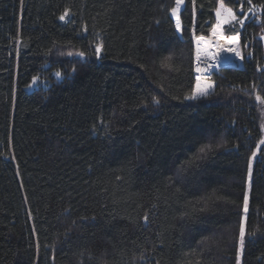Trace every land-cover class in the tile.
I'll use <instances>...</instances> for the list:
<instances>
[{"label": "trees", "instance_id": "16d2710c", "mask_svg": "<svg viewBox=\"0 0 264 264\" xmlns=\"http://www.w3.org/2000/svg\"><path fill=\"white\" fill-rule=\"evenodd\" d=\"M183 1L0 0V264H236L250 162L264 264V0ZM218 22L242 67L185 99Z\"/></svg>", "mask_w": 264, "mask_h": 264}, {"label": "snow or ice", "instance_id": "6c2138e0", "mask_svg": "<svg viewBox=\"0 0 264 264\" xmlns=\"http://www.w3.org/2000/svg\"><path fill=\"white\" fill-rule=\"evenodd\" d=\"M182 3H183V0H176L175 6L170 9L173 16H175L177 14ZM248 3L251 5L252 0H248ZM261 8H262V10H264V6H261ZM241 11H243V7H241ZM253 12H254V7H249L248 13H253ZM216 14H217L218 18H223L224 22H228L229 20L235 21L238 19L237 14L233 11V9L230 7H227L225 5L224 0H218V7L216 8ZM68 15H69V10L65 9L64 14H62L59 17V19L61 21H64ZM246 18H247V14H245L244 19H239V23L241 25H243L245 23ZM177 28L179 29V23L177 24ZM200 39H203V37H201ZM228 39L231 41H235V40H237V37L233 36V37H229ZM261 39H264V36H261ZM101 51H102V45L101 44L96 45V54H97L98 59L100 58ZM222 51L232 53L235 56L241 55V53L238 50H236L234 47H224L222 49ZM69 55H71V53H69ZM78 55L83 57L84 53L81 52V53H78ZM199 71H200V69L197 68V72H199ZM55 75L57 78H60L62 74L60 72H56ZM36 80H37V78L34 77L33 82L35 83ZM210 88H212L211 84L202 86L200 83V77L198 76L197 77V84H196L195 88L193 89L191 95L186 96L185 99L195 100V99H199L201 97H206L210 94L209 93ZM256 100L259 103L264 104V98H262L260 95L256 96ZM159 102H160L159 99L154 96L153 97V103L159 104ZM262 127H264V125H262ZM260 143L264 144V140H261ZM202 151H203V149H202ZM255 155H256V153L254 152L253 156H255ZM249 176H251V162L249 163ZM243 206H244V212L247 213L248 206H249V192L248 191H245V193H244ZM146 219H147V217L145 216V220ZM245 235H246V228H245L244 222L242 221L241 225H240V244H241V247L243 246ZM237 264H239V254L237 255Z\"/></svg>", "mask_w": 264, "mask_h": 264}, {"label": "bare ground", "instance_id": "6f19581e", "mask_svg": "<svg viewBox=\"0 0 264 264\" xmlns=\"http://www.w3.org/2000/svg\"><path fill=\"white\" fill-rule=\"evenodd\" d=\"M182 5L183 3L181 4L180 9H182ZM170 15L173 18L177 26V24L179 23V13L177 12L175 16H173L172 13H170ZM208 40H209V43H208L209 51L207 52V56L204 58L200 57L199 52L197 51V48L194 45L195 50H196V52L194 51V54H195L194 60L196 63H199V66H203L205 69L217 70V69L223 68L222 66L227 67V66L242 64L239 56H235L232 53L222 51L224 47H231V44L226 43V42L225 43L217 42L216 35L213 31L209 33ZM226 40H228L229 42H232L228 39V37H226ZM232 47L238 50V48L236 47L234 43H232ZM194 60H193V72L195 69Z\"/></svg>", "mask_w": 264, "mask_h": 264}, {"label": "rangeland", "instance_id": "374dc122", "mask_svg": "<svg viewBox=\"0 0 264 264\" xmlns=\"http://www.w3.org/2000/svg\"><path fill=\"white\" fill-rule=\"evenodd\" d=\"M181 11V9H179L178 10V13ZM216 16H217V14H216ZM218 18V17H217ZM219 20H222L223 18H218ZM221 24H223L222 22H218V24H217V26H216V29H214V30H212L214 33H215V35H216V40H217V42H219V43H230L231 44V47H232V43H234L235 45H236V47H237V41L235 40V41H232V42H227V41H225V39H223V37L220 35V33H218V31L220 30V28H221ZM176 28H177V26H176ZM177 30H178V32H180L179 30H180V25H179V29L177 28ZM211 32V31H210ZM209 32V33H210ZM209 33H208V38H209ZM208 38H207V43H209V40H208ZM226 38V37H225ZM191 39H192V36H191ZM193 41L195 40L194 38L192 39ZM231 41V40H230ZM205 41H199V44H198V46H202L203 48L206 46V44H207ZM208 46H209V44H208ZM192 49H194L193 47H192ZM209 50V47L207 48V46H206V52ZM195 52H196V50H194ZM197 51H198V49H197ZM238 51L240 52V50H239V48H238ZM95 53H96V46H95ZM101 54V53H100ZM194 52H193V50H192V60H193V58H194ZM96 57H97V54H96ZM239 58H240V60H241V55L239 56ZM238 61V60H237ZM250 182H251V176H249V169H248V175H247V182H246V191H250ZM245 221V213H244V215H243V222ZM243 247H244V243H243V246L241 247V244H240V239H239V243H238V250H237V255L239 254V264H241V257H242V253H243ZM236 264H237V257H236Z\"/></svg>", "mask_w": 264, "mask_h": 264}, {"label": "built area", "instance_id": "2783aa9c", "mask_svg": "<svg viewBox=\"0 0 264 264\" xmlns=\"http://www.w3.org/2000/svg\"><path fill=\"white\" fill-rule=\"evenodd\" d=\"M237 48H238V43H237ZM194 59H195V55H194L193 60ZM194 65H195V69H194V73L193 74H194L195 77L199 76L200 78L208 79V78L212 77L213 75L222 76L221 73H220L221 68L217 69V70L205 69L203 66H199V63H196L195 60H194ZM238 66L242 67V65H238ZM227 67H230V66H227ZM197 68L200 69L199 72H197Z\"/></svg>", "mask_w": 264, "mask_h": 264}, {"label": "water", "instance_id": "95a60500", "mask_svg": "<svg viewBox=\"0 0 264 264\" xmlns=\"http://www.w3.org/2000/svg\"><path fill=\"white\" fill-rule=\"evenodd\" d=\"M169 17L171 18V20H172V22H173V25H174V27H175V30H176V24H175V22H174V20H173V18L171 17V15L169 14ZM181 26V25H180ZM180 31H181V28H180ZM231 68H241V67H239L238 65H232V66H230Z\"/></svg>", "mask_w": 264, "mask_h": 264}]
</instances>
